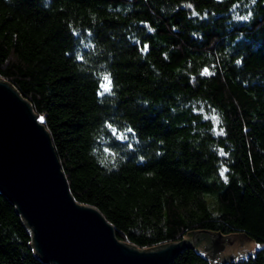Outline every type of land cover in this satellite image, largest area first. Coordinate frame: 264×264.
<instances>
[{
	"label": "trees",
	"instance_id": "obj_1",
	"mask_svg": "<svg viewBox=\"0 0 264 264\" xmlns=\"http://www.w3.org/2000/svg\"><path fill=\"white\" fill-rule=\"evenodd\" d=\"M0 79L120 241L241 234L258 248L172 264H264V0H0ZM31 241L0 192V264H51Z\"/></svg>",
	"mask_w": 264,
	"mask_h": 264
},
{
	"label": "water",
	"instance_id": "obj_2",
	"mask_svg": "<svg viewBox=\"0 0 264 264\" xmlns=\"http://www.w3.org/2000/svg\"><path fill=\"white\" fill-rule=\"evenodd\" d=\"M0 192L25 220L31 245L45 263L172 264L181 248L194 246L200 239L189 243L182 238L151 249L120 241L96 208L74 200L49 133L30 103L2 79ZM207 234L219 239L220 250L230 237Z\"/></svg>",
	"mask_w": 264,
	"mask_h": 264
},
{
	"label": "rangeland",
	"instance_id": "obj_3",
	"mask_svg": "<svg viewBox=\"0 0 264 264\" xmlns=\"http://www.w3.org/2000/svg\"><path fill=\"white\" fill-rule=\"evenodd\" d=\"M197 238L203 240L202 239L203 236L201 234H194L193 236L187 235L184 237V239H187L189 243H192ZM224 243L225 246L221 250L220 257L219 258L214 257V258H218L219 260L225 259L227 257L241 258L242 256H245L246 254L253 252L259 246L256 242L251 241L250 239L244 237L241 234L230 235L229 239H226Z\"/></svg>",
	"mask_w": 264,
	"mask_h": 264
},
{
	"label": "flooded vegetation",
	"instance_id": "obj_4",
	"mask_svg": "<svg viewBox=\"0 0 264 264\" xmlns=\"http://www.w3.org/2000/svg\"><path fill=\"white\" fill-rule=\"evenodd\" d=\"M206 237V238H205ZM203 249L205 250L207 256L210 259H217L214 257H220V246L221 243L218 238L216 237H210L209 235L203 237ZM226 243V242H225Z\"/></svg>",
	"mask_w": 264,
	"mask_h": 264
},
{
	"label": "snow or ice",
	"instance_id": "obj_5",
	"mask_svg": "<svg viewBox=\"0 0 264 264\" xmlns=\"http://www.w3.org/2000/svg\"><path fill=\"white\" fill-rule=\"evenodd\" d=\"M241 19H247V17H241ZM237 63H239V61H237ZM203 74H209L208 70L205 69ZM102 80H103V82L100 85V87L102 89V92L100 93L101 95H103L105 92H110L111 91V80H110V77L105 75V76H103ZM212 119H216V118L212 117ZM129 131H131V129H129ZM221 154H223V153H221ZM221 175H223V173H221Z\"/></svg>",
	"mask_w": 264,
	"mask_h": 264
}]
</instances>
